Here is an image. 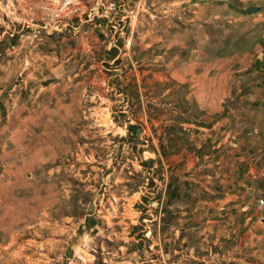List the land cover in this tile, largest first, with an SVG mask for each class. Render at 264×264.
I'll return each mask as SVG.
<instances>
[{"label":"rangeland","instance_id":"rangeland-1","mask_svg":"<svg viewBox=\"0 0 264 264\" xmlns=\"http://www.w3.org/2000/svg\"><path fill=\"white\" fill-rule=\"evenodd\" d=\"M12 1L0 264H264V0Z\"/></svg>","mask_w":264,"mask_h":264},{"label":"bare ground","instance_id":"bare-ground-1","mask_svg":"<svg viewBox=\"0 0 264 264\" xmlns=\"http://www.w3.org/2000/svg\"><path fill=\"white\" fill-rule=\"evenodd\" d=\"M18 3H21V6L25 9V7L27 6V1L26 0H19V2ZM23 3H26L25 5L23 4ZM7 4L9 5V6H11L12 4H13V1L12 0H7ZM13 9V8H12ZM65 11V10H64ZM107 120H109V119H107V116H105L104 115V117L102 118V123H107Z\"/></svg>","mask_w":264,"mask_h":264},{"label":"water","instance_id":"water-1","mask_svg":"<svg viewBox=\"0 0 264 264\" xmlns=\"http://www.w3.org/2000/svg\"><path fill=\"white\" fill-rule=\"evenodd\" d=\"M257 10V7H254V6H249L246 8V13H252V12H255Z\"/></svg>","mask_w":264,"mask_h":264}]
</instances>
